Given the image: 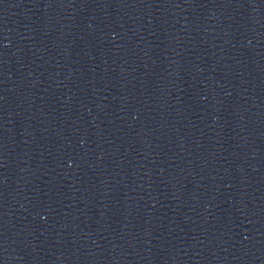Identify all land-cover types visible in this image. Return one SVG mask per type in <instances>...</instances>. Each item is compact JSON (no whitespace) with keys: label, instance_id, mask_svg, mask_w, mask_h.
I'll return each instance as SVG.
<instances>
[{"label":"water","instance_id":"obj_1","mask_svg":"<svg viewBox=\"0 0 264 264\" xmlns=\"http://www.w3.org/2000/svg\"><path fill=\"white\" fill-rule=\"evenodd\" d=\"M0 264H264V0H0Z\"/></svg>","mask_w":264,"mask_h":264}]
</instances>
